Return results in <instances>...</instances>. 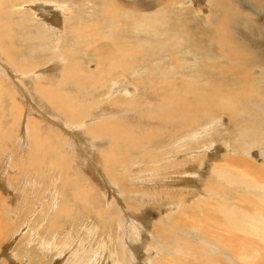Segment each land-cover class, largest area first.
<instances>
[{
	"label": "rangeland",
	"instance_id": "1",
	"mask_svg": "<svg viewBox=\"0 0 264 264\" xmlns=\"http://www.w3.org/2000/svg\"><path fill=\"white\" fill-rule=\"evenodd\" d=\"M25 1L35 4L38 0ZM52 7L54 13L49 19H36V15L29 13L28 17H17L16 14L9 18L12 38L7 36L8 31L4 42L13 60L29 69L44 68L43 86L61 94L70 107L80 109L83 123L93 125L92 117L98 112L105 113L101 118L109 124L122 125V134L130 137L125 140V146L122 145L124 150L119 156L120 162L126 165L123 169L109 167L112 170L118 168L117 174L122 171L120 183L124 190L135 192L136 198L146 203L164 199L161 203L165 204L164 201L167 203L172 198L177 204L169 208L161 205L144 212V219H138L147 227L144 243L134 241L136 234L125 237L135 250L127 251V243L118 239L120 224L117 227L115 211L119 203L115 198L119 196L111 188L108 176L100 177L94 168H85L81 158L76 156L80 148L71 153L66 151L68 141L72 140L69 134L66 136L70 120L63 119L66 117L50 104L45 109L42 94L34 93V81L22 86L13 66L5 64L0 56V224H4V232L0 231V236L4 233L0 237V264H68L65 254H70L71 249L59 256L55 247L60 238L61 242L69 244L71 238H66L69 231H73L72 236L76 235L75 240L78 239L77 244H73L78 252L69 264L77 263L82 256L83 261L78 264H93L95 256H100L98 247L102 243H106V250L99 264H109L112 257L119 260V249L124 247L127 253L121 251V256L126 258L125 263L132 264L131 258H138L137 264H148L158 253L155 248L147 252L146 245L154 242L150 232L159 218L174 228L180 227V230L174 229L177 236L187 238L185 244L195 251V257H189L186 263L171 260V264H264V0H178V3L177 0H55ZM20 19H25V26L18 25ZM38 22L46 25L44 32L35 24ZM158 24L157 30L153 29ZM50 32L56 33L57 46ZM84 33L96 37L95 40L88 43ZM61 49L63 61L79 60L78 71L88 75L89 80L72 75L65 80L61 78L63 63L56 60L60 59ZM100 52L104 59L98 57ZM96 76L100 83H96ZM112 80L130 90L129 94L109 95V89L114 86H111ZM113 99L118 100L119 105L111 108ZM181 101L186 107L181 106ZM17 104L21 107V118H32L39 137L45 138L42 144L46 147L37 155L41 157L40 161L34 153H25L23 159L13 154L15 143L22 134L19 132L25 129L20 119H12V115L18 113ZM160 108L164 111L172 109L170 115L173 117L158 115L156 110ZM85 131L82 130V137L89 139ZM181 133L187 137L182 135L178 139ZM149 140L153 141L151 148L147 147ZM29 144L36 147L33 140ZM134 147H142L149 152L148 156ZM94 151L88 153L85 149L84 153L100 173H105L98 157L100 164H96ZM62 154L61 160L68 167L60 170L55 166L54 170L55 164L51 162L61 158ZM231 157L233 162L229 167ZM220 169L228 177L220 178ZM128 178L130 181L126 180ZM83 185L94 191L93 198L88 201L76 197ZM162 190L165 195L160 194ZM218 190L223 192L215 193ZM23 198L25 201L21 202ZM179 203L185 210L182 216L178 213ZM196 204L203 205L200 211L203 216L200 217L204 218V210H209L216 214V220L221 219L225 226L232 227L224 244L227 249L234 238L232 247L227 249L232 258L235 256L233 259L226 256V251L221 254L217 249L218 243L223 244V241L216 224L211 227L207 220H201L199 229V221L191 223L192 216L197 215ZM123 205L126 208L125 203ZM131 205L135 209L130 210L132 217L140 214L137 208L146 206L137 201ZM168 209L171 210L169 214ZM228 209L233 211L227 212ZM51 221L57 223L61 231L55 229L57 226L50 227ZM105 223H108L106 229ZM156 226L159 231L158 224ZM93 229H96L95 237L90 235ZM169 233V228L160 232L161 235ZM82 244H85L84 250L80 248ZM253 244L262 248L253 253L248 248Z\"/></svg>",
	"mask_w": 264,
	"mask_h": 264
},
{
	"label": "bare ground",
	"instance_id": "2",
	"mask_svg": "<svg viewBox=\"0 0 264 264\" xmlns=\"http://www.w3.org/2000/svg\"><path fill=\"white\" fill-rule=\"evenodd\" d=\"M20 1V3L18 4V5H15V4H17L18 2ZM54 1L55 0H38L35 4L33 3V4H30V3H28V2H26L25 0H17V1H15L14 2V0H0V56H2L1 58H2V60H3V62L5 63V64H9V65H11V66H13V68H14V70L16 71V73H17V76H18V78H19V80L21 81V84H22V86H24V83L26 84V85H28V83H29V81L30 80H33L34 81V93L35 94H39L40 96H41V94H42V98H43V100H44V103H43V106L45 107V109H47V107L49 106V104L51 105V108H54V110L55 111H57L58 113H62L66 118H63V119H65V120H70V123L68 124V122H66V124H68V128H67V130H66V136H67V134H69V136H71L72 137V140L71 141H68V144L66 145V147H65V149H67L66 151L67 152H69V153H71V152H74V151H77L79 148H80V153H76L77 155V157L78 158H81V161H83V162H81L82 163V165L84 164V166H85V168H94V171L96 172V174H98V176H100V177H104L105 176V174L108 176V180H109V184H110V186H111V188L112 189H114V190H116V192L118 193V196H119V198L117 199V198H115L117 201H118V203H119V208H117L116 209V213H115V215H117L116 216V222H117V227H118V225H119V229H118V239L121 241V242H123L124 244H126L127 242H126V238L125 237H128V236H131L132 237V234H136L137 235V237H136V240H134L137 244H139V243H144V237H146L145 236V233L147 232V227H144V226H142L141 225V221L140 220H138V219H144V217L142 216V214L144 213V212H146V211H148L149 209L151 210V208H159V206H168V208H169V206H174V205H176L177 203L175 202V201H173L172 200V198L170 199V200H168L167 201V203H166V201H164V203L165 204H162L161 203V201H163V200H161V201H157V200H155V201H152V202H150V203H146L143 199H141V198H136V196H135V192L134 193H132V192H129L128 190H124L125 188H122V186H121V183H120V178H122V175H121V177H120V174H121V169H120V174H117L116 173V169L117 170H119L118 168H122L123 169V165L125 166L126 164L124 163V162H120V155H122V153H123V150H124V147H122V145H124L125 146V140H127V139H129L130 137H125L123 134H122V132H123V128H122V125H120L119 126V124L118 125H112V124H109L108 122H107V120H104V118H101L102 116H104L105 117V113H101V114H98V112H97V115H95V117H92V121H94V122H91V123H93V125L92 124H85V122L83 123L82 121H83V114H80V112H81V110L79 109L78 111L77 110H75L74 108H72V107H70L69 106V102H68V100H64V99H62V95L61 94H58V93H56L54 90H52L51 89V91L48 89L47 90V86H46V88L43 86V84H42V76H43V70H44V68H35V69H29L27 66L25 67V66H23V65H25V64H23V65H21V63H17L16 61H14L13 60V55L12 54H10V50L9 49H7L6 47L8 46V45H6V42H4V41H6V40H4L5 39V37L4 36H6L5 34H6V32H8L9 31V33H8V37L9 38H12L11 37V33H13V31H12V25H11V23H10V17L11 16H15L16 14L17 15H19V16H17V17H20V15H21V17L23 18V16H27L28 17V13H29V15L31 14L32 16H34V15H36V19L37 18H41V19H49V15L50 14H53L54 13V11H53V7L52 6H54ZM163 1V0H162ZM177 3H178V0H177ZM20 4H22L23 6H24V4H27L28 6L27 7H22L21 9H19V7L18 6H22V5H20ZM52 5V6H51ZM180 5V4H179ZM17 6V7H16ZM181 6V5H180ZM164 9V8H163ZM180 10V9H179ZM156 13V12H155ZM34 14V15H33ZM137 14H139V13H137ZM133 15V14H132ZM140 15H141V13H140ZM152 16V15H151ZM16 17V18H17ZM26 17V18H27ZM53 17V16H52ZM135 17H137V16H135ZM38 19V20H39ZM132 19V18H131ZM168 19V18H167ZM43 20V21H44ZM163 20H164V18H163ZM41 21V20H40ZM54 21V20H53ZM151 21V23H152V20H150ZM25 19H23V20H19L18 21V25L19 26H22L23 24H24V26H25ZM167 22V21H166ZM34 23V22H33ZM39 23V22H38ZM38 23H35V24H37V27H41L42 28V31L44 32L45 30H44V26H46L44 23H39V25H38ZM71 23V22H70ZM150 23V22H149ZM161 23V22H160ZM72 26V25H71ZM160 25L158 24L157 26H155V27H153V29H156L157 27H159ZM176 26H178V25H176ZM18 27V26H17ZM162 27V26H161ZM41 28H40V30H41ZM133 28V27H132ZM172 28V27H171ZM134 29H136V28H134ZM141 29V28H140ZM38 30V29H37ZM72 30V29H71ZM138 30V29H137ZM157 30V29H156ZM175 30V29H174ZM213 30V29H212ZM74 31V30H73ZM155 31V30H154ZM38 33H39V31H37ZM42 32V33H43ZM144 32V31H143ZM151 32H152V30H151ZM156 32V31H155ZM159 32V31H158ZM212 32V31H211ZM175 33V32H174ZM50 35H51V37H53L54 38V35L56 34L55 32H50L49 33ZM87 33H84V37H85V40H87L88 41V43L89 42H92V41H94L95 40V38L96 37H94V36H89V34L88 35H86ZM181 34V33H180ZM187 34V33H186ZM221 34V33H220ZM159 35V34H158ZM183 35V34H182ZM185 35V34H184ZM211 35V34H210ZM44 36V35H43ZM186 36V35H185ZM48 37V36H47ZM80 37H82V36H80L79 35V38ZM180 37V36H179ZM210 37H212V36H210ZM224 37V36H223ZM45 38V37H44ZM227 38V37H226ZM225 38V39H226ZM233 38V37H232ZM8 39V38H7ZM39 39V38H38ZM154 39V38H153ZM172 40H173V38H171ZM182 39V38H181ZM228 39V38H227ZM219 40H221V39H219ZM39 41V40H38ZM54 44L56 45L57 43L55 42V41H57V39L56 38H54ZM188 41H189V39H188ZM229 41V40H228ZM143 42V41H142ZM165 42V41H164ZM150 43V42H149ZM230 43V42H229ZM229 43H228V45H229ZM41 44H42V40H41ZM200 44V43H199ZM221 45V44H220ZM232 45V44H231ZM57 46V45H56ZM212 46V45H211ZM232 46H234V44L232 45ZM109 47V46H108ZM107 48V47H106ZM208 48V47H207ZM227 48H229V46L227 47ZM109 49V48H108ZM194 49V48H193ZM211 48L209 47V50H210ZM50 50V49H49ZM65 50V49H64ZM99 50V49H98ZM207 51V50H206ZM102 52H104V51H102ZM102 52H100V54L98 55V57H101V58H103V53ZM105 53V52H104ZM250 53V52H249ZM252 53V52H251ZM206 54V53H205ZM210 54V53H209ZM222 54V53H221ZM58 55H60V59H56V60H58V63L61 61L62 63H63V65H62V76H61V78H63V80H65V79H67L68 77H70L71 75L72 76H75V77H80V79L81 80H89L90 78L88 77V75H83V74H80V72L78 71V68L80 67L79 66V60H78V62L76 61V60H74V58H72L71 59V61L70 62H68V63H66V62H64L63 61V49H61L60 50V52L58 53ZM68 55H70V52L68 53ZM112 55V54H111ZM204 55V54H203ZM202 55V56H203ZM249 56V55H248ZM71 57H73L72 55H71ZM107 57H108V55H107ZM115 57V56H114ZM109 58V57H108ZM104 59V58H103ZM124 59V58H123ZM209 59V58H208ZM100 60H102V59H100ZM55 61V60H54ZM207 61V60H206ZM81 62V61H80ZM116 62V61H115ZM217 62V61H216ZM223 62V61H222ZM264 62V61H263ZM13 65H12V64ZM55 63H57V62H55ZM113 63V62H112ZM188 63V62H187ZM220 63V62H219ZM239 63V62H238ZM241 63V62H240ZM119 64V63H118ZM133 64H134V62H133ZM244 64V63H243ZM21 65V66H20ZM111 65V64H110ZM124 65V64H123ZM125 66V65H124ZM0 67H1V65H0ZM5 67V66H4ZM51 67V66H50ZM109 67V66H108ZM243 67V66H242ZM130 68V67H129ZM10 69V68H9ZM12 69V68H11ZM114 69V68H113ZM127 69V68H126ZM131 69H132V67H131ZM244 69V68H243ZM134 70V69H133ZM9 71H11V70H9ZM106 71H107V69H106ZM181 71V70H180ZM111 72V71H110ZM135 71H133L132 72V74L134 73ZM13 73V72H12ZM15 73V72H14ZM96 73V72H95ZM94 73V74H95ZM93 74V73H92ZM98 74V73H97ZM96 74V75H97ZM104 74H106V72H104ZM176 75V74H175ZM89 76H91V74L89 75ZM196 76V75H195ZM105 77H106V75H105ZM52 78V77H51ZM114 78V77H113ZM79 79V78H78ZM79 79V80H80ZM93 79V78H92ZM95 80H97L96 81V83H100V79H99V77L98 76H96V78H94ZM116 79V78H115ZM207 79V78H206ZM205 80V79H204ZM53 81V80H52ZM52 81H50V82H52ZM230 81V80H229ZM49 82V81H48ZM76 83L78 84V85H81V83L79 82V81H76ZM107 83H108V81H107ZM110 83V82H109ZM208 83H209V81H208ZM228 83V82H227ZM112 84L114 85L113 87H111L110 89H109V95L110 94H117L118 92H121V93H125V94H129L128 92L130 91V90H127V89H125V88H121V86L117 83V80H112V82H111V86H112ZM115 84H116V86H115ZM213 84V83H212ZM46 85V84H45ZM54 86H55V84H53ZM101 85H102V82H101ZM186 85V84H185ZM218 85V84H217ZM224 85V84H223ZM48 86H50V85H48ZM110 86V85H109ZM80 87V86H79ZM100 87V86H99ZM189 87V86H188ZM223 87V86H222ZM48 88H50V87H48ZM196 88V87H195ZM198 88V87H197ZM216 88V87H215ZM98 89H100V88H98ZM189 89V88H188ZM218 89V88H217ZM0 90H1V88H0ZM28 91L30 92V94L33 96V94H32V90H31V88H29L28 89ZM87 91V90H86ZM189 91H190V89H189ZM173 92V91H172ZM216 92V91H215ZM174 93V92H173ZM177 93V92H176ZM185 93V92H184ZM207 93V92H206ZM170 94H171V92H170ZM181 94V93H180ZM219 94V93H218ZM175 95V94H174ZM215 95V94H214ZM35 97L37 96V95H34ZM170 96V95H169ZM177 96V95H176ZM109 97V96H108ZM173 97V96H172ZM203 97H204V95H203ZM245 97V96H244ZM15 98H17V95H15ZM236 98V97H235ZM152 99V98H151ZM169 99L171 100V98L169 97ZM174 99H176V98H174ZM208 99H210V98H208ZM216 99V98H215ZM179 100H181V99H179ZM113 101H114V103L112 104V105H110V107L111 108H114L116 105L118 106L119 105V101L117 100V101H115V99H113ZM164 101V100H163ZM202 101V100H201ZM235 101H236V99H235ZM218 102V101H217ZM233 102V101H232ZM146 103V102H145ZM231 103V102H230ZM237 103V102H236ZM37 104H40V102H37ZM84 104V103H83ZM124 104V103H123ZM131 104V103H130ZM169 104V103H168ZM181 106L182 107H186V105H185V103L184 102H182L181 101ZM221 104V103H220ZM17 105H19V104H17ZM96 105V104H95ZM105 105V104H104ZM103 105V106H104ZM132 105H134V103L132 104ZM157 105V104H156ZM232 105V104H231ZM47 106V107H46ZM131 106V105H130ZM129 106V107H130ZM137 106V105H136ZM179 106V105H178ZM224 106V105H223ZM92 107V106H91ZM99 107V106H98ZM166 106H164V108H165ZM51 108H49V109H51ZM109 108V107H108ZM128 108V107H127ZM131 108V107H130ZM136 108V107H135ZM159 108V107H158ZM203 108V107H202ZM209 108V107H208ZM221 108V107H220ZM142 109V108H141ZM222 109V108H221ZM225 109V108H224ZM230 109V108H229ZM170 110H172V109H169V111H164V110H161V108H160V110L158 109V111L156 110V113L158 114V115H160V116H164L165 118H172L173 116L172 115H170ZM180 110V109H179ZM181 110H182V108H181ZM190 110H192V108L190 109ZM200 110H201V108H200ZM76 111V112H75ZM108 111V110H107ZM155 111V110H154ZM184 111H186L185 109H184ZM223 111V110H222ZM96 112V111H95ZM194 112V111H193ZM65 113V114H64ZM155 113V112H154ZM205 113V112H204ZM237 113V112H236ZM13 114V113H12ZM74 114V116H72ZM191 114V113H190ZM193 114V113H192ZM206 114H207V112H206ZM209 114V113H208ZM101 115V116H100ZM181 115H183V117H184V113H182ZM181 115H180V117H181ZM13 116V117H12ZM11 117H12V119H13V121H18L19 119H20V122H21V125H24V130H23V132H22V130H20V132H19V134H21L19 137H18V139H17V141H16V143H15V146H14V149H13V154H15L18 158H20V159H23L24 158V154L25 153H34L36 156L38 155V153H40V152H42L43 150H44V147H46V146H43V142L45 141L41 136L39 137V135H38V131H37V127H36V125L35 124H33V122H32V118H21V107H20V105L18 106V113L17 114H15V115H12ZM71 116H72V118H71ZM107 116H108V113H107ZM109 116H110V114H109ZM118 116V115H117ZM183 117H181V118H183ZM261 117V116H260ZM71 118V119H70ZM120 118V117H119ZM200 118H202V116L200 117ZM5 119V118H4ZM196 119H197V117H196ZM209 119V118H208ZM62 120V119H61ZM185 120V119H184ZM199 120V119H198ZM239 120V119H238ZM36 121V120H35ZM241 121V120H240ZM247 121V120H246ZM41 122H42V120H41ZM111 122V121H110ZM90 123V122H89ZM113 123V122H112ZM188 123V122H187ZM190 123V122H189ZM146 124V123H145ZM184 124H185V122H184ZM187 125H189V124H187ZM42 126V125H41ZM65 126V125H64ZM59 127H60V129H62V125H60L59 124ZM188 127V126H187ZM190 127H191V125H190ZM190 127H189V129H190ZM197 127V126H196ZM1 128V127H0ZM191 128H193V126L191 127ZM83 129H85L86 131H85V133L88 135V137H89V139H87V138H85V137H82V130ZM40 130V129H39ZM246 131V130H245ZM91 132H93L92 134H91ZM127 133H129V132H127ZM126 133V134H127ZM146 133V132H145ZM243 133V132H242ZM180 134V133H179ZM64 135V134H63ZM149 135V134H148ZM163 135V134H162ZM182 135H184L183 133H181V136L178 138L177 136V138L178 139H180L181 137H182ZM4 136V135H3ZM2 136V137H3ZM61 136H62V134H61ZM65 136V135H64ZM75 136H78L77 138L75 137ZM145 136V135H144ZM243 136V135H242ZM184 137H187V135H184ZM212 137V136H211ZM150 138V137H149ZM138 139H139V137H138ZM151 139V138H150ZM31 140H33V141H35L36 142V147L35 148H33L32 146H31V144H29V141H31ZM87 140H89V143H87L88 141ZM143 140V139H142ZM152 140V139H151ZM183 140H185V138H183ZM65 141V140H64ZM145 142V141H144ZM151 141L149 140V143H150ZM153 142V141H152ZM151 142V143H152ZM65 143H66V141H65ZM147 144L148 146V148H151V146H152V144ZM136 144V143H135ZM134 143H133V145L134 146H136ZM212 145V144H211ZM48 146V145H47ZM32 147V149H34L35 151L34 152H32V149H30ZM134 148H136V147H134ZM142 147H139V149L141 150H139L138 149V147L136 148V150L138 149L139 150V152H141L142 154H145V155H147L148 156V154H149V152H145V150H143V149H141ZM85 149H87V150H89V152L88 153H92L94 150V152H96V153H94V155L95 156H93V158L95 159V161H96V164L97 165H99L100 163L102 164L101 166H103V168H104V171H105V173H103L102 171V173H100V171H99V169L98 168H96L95 166H93L92 164H95L93 161H90L88 158H87V156L85 155V153H84V151H85ZM186 150V149H185ZM46 151V150H45ZM65 151V152H66ZM193 153H196V151L195 152H193ZM198 154H199V151H198ZM202 154V153H201ZM11 155H12V152H11ZM63 156H64V154H62L60 157L61 158H58L56 161H52L51 163L52 164H55L54 165V167L52 166V168H54V170L56 169L55 168V166L57 167V168H60V170H62V167L64 168V167H68V164L67 163H65V162H62L63 160H61L62 158H63ZM226 156V155H225ZM48 157V156H47ZM100 159V163H99V160H98V158ZM135 158V157H134ZM229 158V157H228ZM37 159L40 161V159H41V157H38L37 156ZM45 160V159H44ZM227 160V159H226ZM22 161V160H21ZM20 161V162H21ZM228 163H230L228 166L229 167H232V162H233V160H232V157L230 158V159H228ZM135 162H137V160H135ZM130 163H128V165H129ZM227 164V163H226ZM20 166V165H19ZM49 166V165H48ZM118 167V168H115V169H111L110 167ZM225 166V165H224ZM161 167V166H160ZM159 167V168H160ZM226 167V166H225ZM22 168V167H21ZM126 168V167H125ZM124 168V169H125ZM223 168V167H222ZM221 168V169H222ZM221 169L219 170L220 172H221ZM50 170V169H49ZM131 170H133V169H131ZM224 170H226V169H224ZM228 170V169H227ZM115 171V172H114ZM153 171V170H152ZM136 172H138L137 170L135 171V175L137 174ZM149 172H151V170H149ZM155 172V171H154ZM52 174H53V172H51ZM126 173V172H125ZM124 173V171H123V174H125ZM130 173V172H129ZM134 172H132V174H133ZM100 174V175H99ZM131 174V173H130ZM221 174L222 175H220V178H225V177H228V175L227 174H225L224 172H221ZM127 175V174H126ZM126 175H125V177H126ZM128 176V175H127ZM158 176V175H157ZM129 178H130V175H129ZM129 178L128 179H126V180H128V181H130L129 180ZM132 179H134V178H132ZM150 179V178H149ZM152 179V178H151ZM123 180H125V179H123ZM135 180H137V178L135 177ZM139 180V179H138ZM185 181H187L186 179H184ZM133 181V180H132ZM123 182V181H122ZM134 182V181H133ZM137 182V181H136ZM150 182V181H149ZM138 183V182H137ZM230 183V182H229ZM87 185H83L82 186V189L81 190H79V191H77L76 193V197H78L80 200H82V201H88V199H92L93 198V194H94V191H93V189L91 188V187H86ZM28 189V188H27ZM53 189V188H52ZM126 189H127V187H126ZM151 189V188H150ZM181 189V188H180ZM12 191L11 192H13V189H11ZM130 191H132V190H130ZM134 191V190H133ZM115 192V193H116ZM143 192V191H142ZM152 192V191H151ZM221 192H223L222 190H218V192H215V193H217V194H220ZM29 193V192H28ZM30 193H31V190H30ZM41 193V192H40ZM47 193H49L48 191H47ZM147 193V192H146ZM163 193V195H165V192H164V190H162V191H160V194H162ZM8 194H10V193H8ZM25 194H26V192H25ZM50 194V193H49ZM154 195V194H153ZM152 195V196H153ZM151 196V195H150ZM173 197H174V195H172ZM19 197H21V196H19ZM18 197V198H19ZM112 197H114V196H112ZM145 198H147V196L145 197ZM152 198V197H151ZM26 199H27V197H26ZM149 198H147V200H148ZM20 200V199H19ZM166 200V199H165ZM0 201H1V199H0ZM23 201H25V198H23L22 200H21V202H23ZM133 201H137V203L139 204V203H142V204H146V206H143V207H139V208H137V209H139V213L140 214H138V213H136V215L135 216H131L132 215V212L135 210V209H133L132 208V205H131V203L133 202ZM1 203V202H0ZM125 203V207L126 208H124L123 206V204ZM186 204V203H185ZM197 205V204H196ZM204 205H206L207 206V203H204ZM179 206L181 207L180 209H178V210H180L178 213H181V216L183 215V214H185V210H184V208H182L183 206H181V204L179 203ZM252 206V205H251ZM9 207V206H8ZM189 207H192V205H189ZM199 207V208H198ZM202 207H203V205H201V206H199V205H197V207L195 208V209H197V215L195 216V217H193L192 216V219H191V223H193V222H198L199 221V225H198V227L197 228H201L202 226H201V224L203 223L201 220H207L208 222H207V224H209V225H211V227H214V225H215V227H217L220 231H219V237L222 239V241H223V244H219L218 243V250L220 249L221 250V254H222V252L224 251H226V256L228 257V258H232V255H231V252L229 251V250H227L228 248H231L232 247V243H233V239L234 238H232V240H231V242H230V245L229 246H227V249H225V242H226V234L228 233V234H231L230 233V231L232 230V227H227V226H225L224 225V223L222 222V220L221 219H219V220H216V214H214V212H211V211H209L208 210V212L206 211V210H204V212L206 213V216H204V218L203 217H200V215H202L203 216V212H200L201 211V209H202ZM7 209H9V208H7ZM28 209V208H27ZM130 210H132V212H130ZM6 211V210H5ZM9 211V210H8ZM17 211H18V213H20V208H18L17 209ZM171 210L170 209H168L167 210V213L169 214V213H171L170 212ZM223 211H224V209H222L221 208V213H223ZM233 210L232 209H228V211L227 212H232ZM95 212H98V210L97 211H95ZM105 212H106V210H105ZM9 213H10V211H9ZM198 213H199V215H198ZM262 213V212H261ZM28 214V213H27ZM4 215H6L5 213H4ZM175 215V214H174ZM262 215V214H261ZM110 216V215H109ZM172 217H173V215H171ZM32 217H33V215H32ZM52 217V216H51ZM50 217V219H52ZM104 217V215H102L100 218L102 219ZM115 217V216H114ZM189 217V216H188ZM206 217V218H205ZM27 218H28V215H27ZM112 218V217H111ZM171 218V217H170ZM23 219H25V218H23ZM30 219V218H29ZM160 219H162L163 220V218H159L156 222H155V225H154V229H152L153 231H151L150 232V235H151V237H152V239L154 240V242L153 243H150V244H147L146 246H148L147 247V252H149L148 250H150L151 248H155L156 249V251L158 252L157 253V255L156 256H154V258H151L150 260H149V262H148V264H161V262H164V261H166L167 263L166 264H171V260L172 261H174V262H179L180 260H182L184 263H186L185 261H187L188 260V258L189 257H191V256H193V257H195V251H194V248L193 247H191L189 244L187 245V244H185V241H186V239L187 238H185V237H183V238H180V237H178L177 236V232L174 230V229H177V230H180V227H178V228H174L173 227V225H171V223H167V221H161ZM189 219V218H188ZM27 220V219H26ZM53 220V219H52ZM55 220H56V218H55ZM114 220V219H113ZM12 221V220H11ZM30 221V220H29ZM108 221V220H107ZM135 221H138V223L137 222H135ZM170 222L172 221V218L169 220ZM255 221V220H254ZM26 222V221H25ZM27 222H28V220H27ZM31 222V221H30ZM111 223H112V221H110ZM132 222H134V224H132ZM261 222V221H260ZM102 223V222H101ZM201 223V224H200ZM223 223V224H222ZM20 224V223H19ZM107 224L108 223H105V229H106V226H107ZM158 224V228H159V231L157 230V225ZM170 224V225H169ZM193 224H195V223H193ZM31 225V224H30ZM49 225H50V227H55V226H57V228H55V229H59L60 231H61V229L59 228L60 226L59 225H57V223H55L54 221H51L50 223H49ZM112 225V224H111ZM27 226H29V224L27 225ZM135 226V227H134ZM194 226V225H193ZM192 226V227H193ZM17 227H18V225H17ZM161 227V228H160ZM196 227V226H195ZM194 227V228H195ZM36 228V227H35ZM48 228H49V226H48ZM156 228V229H155ZM166 228H169L170 229V233L169 234H166V235H161L160 234V232H162V231H164ZM50 229V228H49ZM103 229V228H102ZM101 229V230H102ZM192 229V228H191ZM28 230H30L29 228H28ZM95 230L96 229H93V230H91L90 232H91V234L90 235H92V236H94L95 234H94V232H95ZM104 230V229H103ZM0 231L2 232H4V224H0ZM20 231V230H19ZM66 231V230H65ZM189 231V230H188ZM194 231V230H193ZM252 231V230H251ZM35 232V231H34ZM72 232L73 231H69V232H67L66 233V238L68 239V237L69 238H71V240H70V242H69V244H67V243H65L64 241L63 242H61V238L59 239V242H58V244H57V246L55 247V249H56V251L58 252V254H59V256H63V254H64V252L66 253L67 252V250H69V249H71V252H70V254H73L74 256L73 257H71L70 256V254H65V259H67V263L69 264V263H72L71 262V260L76 256V253L78 252V249L75 251V248H74V246H73V244H77V240H75L76 238H74L76 235H74V236H72ZM84 232H86V231H84ZM93 232V233H92ZM102 234H106L105 232L103 233V232H101ZM159 233V234H158ZM190 233V232H189ZM198 233V232H197ZM3 235H4V233H2ZM1 234V236H3ZM60 234V233H59ZM154 234H155V236H154ZM50 235V234H49ZM149 235V234H148ZM149 235V236H150ZM255 235V234H254ZM0 236V237H1ZM96 236V235H95ZM94 236V237H95ZM201 236V235H200ZM42 237V236H41ZM3 238V237H2ZM50 238V237H49ZM65 238V239H66ZM190 238V237H189ZM202 238V237H201ZM208 238V237H207ZM255 238V237H254ZM137 239L139 240V242H137ZM199 239V238H198ZM44 240V239H43ZM52 240H53V238L51 239V241L50 242H52ZM118 240V242L121 244V246L123 245L120 241ZM204 240V239H203ZM239 240V239H238ZM67 241V240H66ZM80 241V240H79ZM78 241V242H79ZM102 241V240H101ZM101 241H100V243H101ZM206 241V240H205ZM249 241V240H248ZM45 242V241H44ZM43 242V243H44ZM242 242V241H241ZM42 243V244H43ZM238 243V242H237ZM250 243V242H249ZM81 244V243H80ZM108 244V243H107ZM192 244V243H191ZM242 244H243V242H242ZM85 246V244H82L81 245V250L83 249L84 250V248H82V247H84ZM89 246H90V244H89ZM111 246V245H110ZM188 246V247H187ZM196 246V245H195ZM76 247V246H75ZM137 247H139L138 245H137ZM200 247V246H199ZM206 247V246H205ZM77 248V247H76ZM106 248V243H102V245L101 246H99L98 247V249L100 250L99 252V254H100V256H98L97 258H96V256H95V260L93 261V264H99L100 263V261L102 260V256H103V254H104V252H105V249ZM248 248H251V250H249V251H252L253 253H256L258 250H260L262 247H258V244H253V245H251L250 247H248ZM89 249V248H88ZM91 249V248H90ZM89 249V250H90ZM110 249V248H109ZM126 249H127V251H129V252H134L135 250H134V246H131L130 244H126ZM244 249H246V251H247V248H244ZM80 250V251H81ZM75 251V252H74ZM98 251V250H97ZM121 251H124V253H127V251L125 250V247H124V249L123 250H121V249H119V252H118V255H119V260L117 259L116 261L115 260H113V257L112 256H109V257H112V260L110 261V263L109 264H130L129 263V261L128 262H126L125 263V259H123L122 258V254H121ZM110 252V251H109ZM198 252H200V251H198ZM197 252V253H198ZM204 252H202V254H203ZM246 254H248V252H245ZM200 254V253H199ZM233 254V253H232ZM260 254V253H259ZM106 255V254H105ZM249 255V254H248ZM127 256H129V255H126V257ZM202 256V255H201ZM216 256V255H215ZM222 256V255H221ZM237 256V255H236ZM235 257V256H234ZM233 257V258H234ZM83 258H84V256H82L81 257V259L80 260H78V262L77 263H75V264H78L80 261H83ZM202 258V257H201ZM232 258V259H233ZM170 259V260H169ZM232 259H229V261L230 262H234V261H232ZM127 260H129V257H127ZM137 261H138V258H136L135 260H133L132 258H131V262H132V264H137ZM201 262V261H200ZM6 264V263H5ZM7 264H10L9 262H7ZM203 264H205V263H203ZM214 264H227L226 262H215ZM234 264V263H233Z\"/></svg>",
	"mask_w": 264,
	"mask_h": 264
}]
</instances>
